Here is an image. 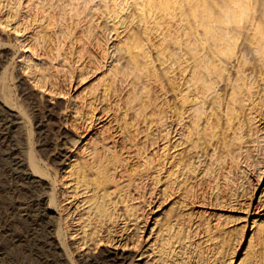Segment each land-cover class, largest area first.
Segmentation results:
<instances>
[{
    "label": "rangeland",
    "instance_id": "1",
    "mask_svg": "<svg viewBox=\"0 0 264 264\" xmlns=\"http://www.w3.org/2000/svg\"><path fill=\"white\" fill-rule=\"evenodd\" d=\"M80 1L0 0V264H264V0Z\"/></svg>",
    "mask_w": 264,
    "mask_h": 264
},
{
    "label": "bare ground",
    "instance_id": "2",
    "mask_svg": "<svg viewBox=\"0 0 264 264\" xmlns=\"http://www.w3.org/2000/svg\"><path fill=\"white\" fill-rule=\"evenodd\" d=\"M89 1V0H88ZM96 1V0H95ZM80 2H82V0L80 1ZM80 2H79V4H80ZM86 2V1H85ZM97 2V1H96ZM103 2V1H102ZM111 2V1H110ZM98 3V2H97ZM78 4V3H77ZM98 4H100V3H98ZM93 5V4H92ZM80 6V5H79ZM99 6H101V5H99ZM221 26V25H220ZM220 26H219V28H220ZM218 27V26H217ZM216 27V28H217ZM205 30V29H204ZM206 30H207V28H206ZM216 30V29H215ZM217 30H218V28H217ZM221 30V29H220ZM219 31V30H218ZM207 50V49H206ZM211 51V50H210ZM119 54H120V52H119ZM117 55V54H116ZM217 55V54H216ZM222 56H224V55H222ZM126 58H128V56L125 54V53H122V55H119V61L120 62H123V61H127L126 60ZM217 58V57H216ZM223 58V57H222ZM129 59V58H128ZM221 60V59H220ZM219 59H218V62L220 61ZM129 61V60H128ZM128 61H127V63H128ZM221 61H223V60H221ZM118 62V61H117ZM1 65V64H0ZM134 70V69H133ZM135 71V70H134ZM131 74H134V73H131ZM32 97V96H31ZM53 99H54V97H53ZM34 102V101H33ZM37 104H39V103H37ZM36 104V105H37ZM54 104V103H53ZM57 104V103H56ZM52 105V104H51ZM44 106V105H43ZM53 107V106H52ZM37 109V108H36ZM35 110V109H34ZM38 113V112H37ZM51 113V112H50ZM36 114V113H35ZM42 114V113H41ZM43 114H44V112H43ZM54 114V113H53ZM6 115V114H5ZM4 116V115H3ZM11 116V115H10ZM40 116V115H39ZM7 117V116H6ZM48 117V114L47 113H45L44 115H42L41 117H40V120H39V124H41L40 122H43L44 120H45V118H47ZM36 118V117H35ZM7 119H9V118H7ZM35 120H37V119H35ZM49 120V119H48ZM10 121V120H9ZM47 121V120H46ZM4 122V121H3ZM51 122V121H50ZM1 123V122H0ZM11 123V122H10ZM38 123V122H37ZM44 123V122H43ZM47 123V122H46ZM53 124V123H52ZM7 125V124H6ZM44 125H46V124H44ZM36 126H37V124H36ZM8 127V126H7ZM47 127V126H46ZM52 127V126H51ZM43 128V127H42ZM7 129V128H6ZM5 129V130H6ZM48 128H46V130H47ZM57 130V129H56ZM48 131V130H47ZM50 131V130H49ZM1 133V132H0ZM5 133V132H4ZM8 133V132H7ZM45 133V132H44ZM50 133H51V131H50ZM55 134V133H54ZM179 135V134H178ZM63 136V135H62ZM68 136V135H67ZM45 137V136H44ZM180 137V136H179ZM55 138V137H54ZM59 139V138H58ZM4 140V139H3ZM67 140V139H66ZM17 141V140H16ZM64 141V140H63ZM61 143H63L62 141H60ZM68 142V141H67ZM10 144V143H9ZM64 145H65V143H63ZM61 145V144H60ZM8 146V145H7ZM19 146V145H18ZM54 146H56V145H54ZM61 146H63V145H61ZM12 149V148H11ZM15 149V148H14ZM58 151V150H57ZM9 153V152H8ZM18 153V152H17ZM62 152L60 151L58 154H61ZM16 155V154H15ZM16 157V156H15ZM13 158V157H12ZM1 159V158H0ZM27 159L28 158H25L24 156H20V157H18V158H15L14 159V162H13V164H15V166L16 167H18L19 169L21 168V167H24V170H25V173H24V176H25V179H27L26 181H28V182H32V183H37V185H38V189H40V190H43V189H45L46 187H48L47 185H48V183H47V180H45L44 179V177L42 176V177H39V176H37L36 175V173L35 172H37L36 170H35V167L33 168V166L31 165V164H29L30 162H28L27 163ZM4 160V159H3ZM1 162V161H0ZM7 164V163H6ZM7 165H9V164H7ZM29 165L32 167H29ZM14 168V167H13ZM18 169V170H19ZM32 169V170H31ZM15 170V169H14ZM22 170V169H21ZM17 171V170H16ZM23 172V171H22ZM16 173V172H15ZM5 174V173H4ZM24 178V177H23ZM20 180V179H19ZM8 181V180H7ZM31 183V184H32ZM10 184V183H9ZM4 186H6V185H4ZM30 187V186H29ZM4 188V187H3ZM19 188V187H18ZM24 188H25V186H24ZM6 189V188H5ZM4 189V190H5ZM13 190V189H12ZM34 191V190H33ZM46 191V190H45ZM11 192V191H10ZM22 193H24V192H22ZM38 193V192H37ZM41 193H46V192H41ZM41 193H40V195L38 196V194H37V198L36 199H33L32 200V203H31V206H33L34 208L35 207H39V205H40V203H43L44 202V196L42 197L41 196ZM3 196V195H2ZM22 196V195H21ZM20 196V197H21ZM19 197V196H18ZM25 197V196H24ZM35 197H36V193H35ZM26 198V197H25ZM30 198V197H29ZM34 198V197H33ZM74 198V197H73ZM17 199V198H16ZM1 200V199H0ZM23 200V199H22ZM30 200V199H29ZM3 201H5V200H3ZM15 203V202H14ZM20 203V202H19ZM29 203V202H28ZM10 205H12V204H10ZM9 205V206H10ZM15 205V204H14ZM25 205V204H24ZM28 205H30V204H28ZM4 206V205H3ZM13 206V205H12ZM18 206V205H17ZM50 206V205H49ZM14 207V206H13ZM20 207V206H19ZM30 207V206H29ZM33 208V209H34ZM8 209V208H7ZM18 209V211L19 212H21V214H23V215H27V213H28V211L26 210V208H24V206L23 207H21V208H17ZM16 209V210H17ZM19 209H21V210H19ZM44 209H45V207H44ZM2 210V209H1ZM4 210V209H3ZM15 210V211H16ZM32 210V209H31ZM17 211V212H18ZM30 211V210H29ZM36 211H38L37 209H36ZM35 211V212H36ZM13 212H14V210H13ZM6 213H7V211H6ZM13 215V214H12ZM28 215H30V214H28ZM34 216H35V218L36 219H38L39 220V222H42V221H44V218H45V215L44 214H42V215H40V214H33ZM8 216H9V214H8ZM19 216V215H18ZM17 216V217H18ZM47 217V216H46ZM6 218H8V217H6ZM11 218V217H10ZM9 218V219H10ZM13 218V217H12ZM16 218V217H15ZM27 218V217H26ZM5 219V218H4ZM7 220V219H6ZM48 220V219H47ZM16 221V220H15ZM37 221V220H36ZM4 222V221H3ZM10 223V222H9ZM34 223H35V221H34ZM38 223V222H37ZM36 223V224H37ZM44 223V222H43ZM42 223V224H43ZM7 224V223H6ZM26 224V223H25ZM31 224V223H30ZM5 225V224H4ZM9 226V225H8ZM44 227H45V225H44ZM10 228V227H9ZM30 228V227H29ZM26 230V229H25ZM34 230V229H33ZM53 230V229H52ZM47 231V230H46ZM38 232V231H37ZM52 232V231H51ZM7 235V234H6ZM54 236V234H50V242H49V244L50 245H48V244H43V245H45L47 248H48V250L49 251H52V245H53V243H52V241L54 242V244H55V238L53 237ZM7 237V236H6ZM56 237V236H55ZM25 238V237H24ZM28 238V237H27ZM36 238V237H35ZM34 239V238H33ZM1 240V239H0ZM44 240V239H43ZM8 242H9V240H8ZM34 242V241H33ZM47 242V241H46ZM4 243V242H3ZM12 243V242H11ZM26 243V242H25ZM29 243V242H28ZM31 243V242H30ZM57 244V243H56ZM31 245V244H30ZM26 246V245H25ZM33 246V245H32ZM12 248V247H11ZM33 248V247H32ZM54 248V247H53ZM17 249V248H16ZM34 251V250H33ZM11 253H12V251H11ZM16 253V252H15ZM51 254V253H50ZM15 255V254H14ZM17 255V254H16ZM120 255V258L119 259H117L116 261H114L115 262V264H121V262L125 259V258H127V256H128V254H126V253H121V254H119ZM50 256V255H49ZM52 256V255H51ZM11 257V256H10ZM9 257V258H10ZM98 257V256H97ZM130 257V256H129ZM17 258V257H16ZM20 258V257H19ZM18 258V259H19ZM42 258H44V257H42ZM54 258V257H53ZM95 258V257H94ZM46 259V258H45ZM12 260V259H11ZM112 260V259H111ZM15 261V260H14ZM103 261V260H102ZM19 262V261H18ZM17 262V263H18ZM60 262V261H59ZM92 262V261H91ZM50 263H52V264H54V261H51ZM61 264V263H60ZM108 264V263H107ZM137 264H141V263H137Z\"/></svg>",
    "mask_w": 264,
    "mask_h": 264
}]
</instances>
